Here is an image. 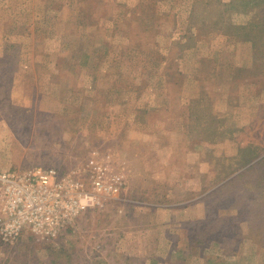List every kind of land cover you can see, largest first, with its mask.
Segmentation results:
<instances>
[{"label": "rangeland", "instance_id": "374dc122", "mask_svg": "<svg viewBox=\"0 0 264 264\" xmlns=\"http://www.w3.org/2000/svg\"><path fill=\"white\" fill-rule=\"evenodd\" d=\"M165 87L187 123L159 143L142 109L131 143L116 104ZM260 95L264 0H0V173L89 184L95 159L119 186L0 264H264Z\"/></svg>", "mask_w": 264, "mask_h": 264}, {"label": "built area", "instance_id": "2783aa9c", "mask_svg": "<svg viewBox=\"0 0 264 264\" xmlns=\"http://www.w3.org/2000/svg\"><path fill=\"white\" fill-rule=\"evenodd\" d=\"M88 166L93 173L89 184L59 176L54 167L0 173V199L8 214L0 218L1 238L13 242L26 228L39 237L56 238L83 209L118 191L102 164L91 159Z\"/></svg>", "mask_w": 264, "mask_h": 264}, {"label": "crops", "instance_id": "0c3cea01", "mask_svg": "<svg viewBox=\"0 0 264 264\" xmlns=\"http://www.w3.org/2000/svg\"><path fill=\"white\" fill-rule=\"evenodd\" d=\"M180 60L182 61L183 59L181 58ZM200 61H201V58H200ZM135 93L139 94V95L147 94L146 92L141 94L140 92H137V91H135ZM178 93L181 94V96H182L185 94V90L181 89ZM196 93H197V95H199V93H200L199 88H197ZM14 95H15V92H12V97H14ZM149 95L150 96L147 98V102L143 101L141 103L140 100L137 101L136 99H133L131 106L126 105L124 100H122L116 104V108L119 110L118 112H119L120 119L124 121V123L120 125V127H121L120 130H123V135L127 136V138H129L128 140L140 138V135H142V131L139 129H140V127H143L144 122H146L142 119V116L140 115L143 112V110H145V111L147 110L148 114L151 117L150 119H152L151 121H149V123L155 122L156 124H158V126L164 127V136H162V133H160V131L158 134H156L155 132L153 133L154 137H155L154 139L156 140V142L159 141V143L165 141L167 137L168 138L171 137V136H168V134L173 135L171 128L169 129L168 134H167V132H166L167 126L170 127L173 123L175 125H180V124L182 125L184 123H187V121H188V120H186V118H187L186 115H183V112H181L177 115H173V111L175 109L177 111H184L183 110L184 108H182V105L186 104V101L183 100L182 102L179 103L178 108H176V107L174 108L173 107L172 91L169 90L167 87L159 88L158 90L156 89L154 91L152 90L149 92ZM197 99H198V97H197ZM258 99H259V97H258ZM260 99H262L261 101H264V99L261 95H260ZM157 111H159L157 114L154 113ZM154 115L156 117H153ZM259 116H260L259 113L253 114V111L250 110V115L248 112V117L245 118V122H247V124H249L254 119H258ZM260 119L262 121L263 118L260 117ZM126 132H127V134H126ZM146 134H148V131ZM176 134L178 135V133H176ZM130 135H132L133 137ZM125 136L122 138L123 140H124ZM157 137H159V138H157ZM162 138L164 140H161ZM130 142L132 143L131 140H130ZM235 153H236V146L234 144V151L230 155L231 156L236 155Z\"/></svg>", "mask_w": 264, "mask_h": 264}]
</instances>
